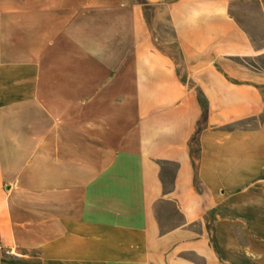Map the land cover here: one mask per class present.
I'll list each match as a JSON object with an SVG mask.
<instances>
[{
    "label": "crops",
    "instance_id": "0c3cea01",
    "mask_svg": "<svg viewBox=\"0 0 264 264\" xmlns=\"http://www.w3.org/2000/svg\"><path fill=\"white\" fill-rule=\"evenodd\" d=\"M145 1L0 0V264H264V47Z\"/></svg>",
    "mask_w": 264,
    "mask_h": 264
},
{
    "label": "rangeland",
    "instance_id": "374dc122",
    "mask_svg": "<svg viewBox=\"0 0 264 264\" xmlns=\"http://www.w3.org/2000/svg\"><path fill=\"white\" fill-rule=\"evenodd\" d=\"M231 11L233 15H235V17L241 22V24L249 31L255 46L263 48L264 21L261 15L260 4L253 0H235L231 4ZM158 30L160 31L161 35H163V44H161V47L164 49V51L172 54L177 59V62L181 63V53L174 39L173 31L169 23L165 21ZM157 35L159 36V34ZM248 63L264 70V55L255 60H248ZM179 70L181 73L183 72L181 66L179 67ZM160 217L163 228L174 226L180 221L174 206L171 204L164 205V212Z\"/></svg>",
    "mask_w": 264,
    "mask_h": 264
},
{
    "label": "trees",
    "instance_id": "16d2710c",
    "mask_svg": "<svg viewBox=\"0 0 264 264\" xmlns=\"http://www.w3.org/2000/svg\"><path fill=\"white\" fill-rule=\"evenodd\" d=\"M139 3H141L143 5L144 8V13H145V18L147 20L148 24H151V18H152V14L154 11V6H151L149 3H147L145 0H138ZM200 96V101H201V105H202V109H203V116H202V121L201 122H205L208 116V106L207 103L205 102L204 98L202 97V94L199 93ZM201 130V125L199 124V128L197 131V134L200 132ZM192 154L193 155H197L198 154V149L193 148L192 149ZM197 181V178H196Z\"/></svg>",
    "mask_w": 264,
    "mask_h": 264
},
{
    "label": "built area",
    "instance_id": "2783aa9c",
    "mask_svg": "<svg viewBox=\"0 0 264 264\" xmlns=\"http://www.w3.org/2000/svg\"><path fill=\"white\" fill-rule=\"evenodd\" d=\"M7 254H13V252L11 250L6 251Z\"/></svg>",
    "mask_w": 264,
    "mask_h": 264
}]
</instances>
